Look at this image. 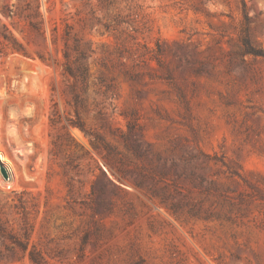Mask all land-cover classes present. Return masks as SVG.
I'll return each mask as SVG.
<instances>
[{"label": "rangeland", "instance_id": "1", "mask_svg": "<svg viewBox=\"0 0 264 264\" xmlns=\"http://www.w3.org/2000/svg\"><path fill=\"white\" fill-rule=\"evenodd\" d=\"M0 264H264V0H0Z\"/></svg>", "mask_w": 264, "mask_h": 264}, {"label": "trees", "instance_id": "2", "mask_svg": "<svg viewBox=\"0 0 264 264\" xmlns=\"http://www.w3.org/2000/svg\"><path fill=\"white\" fill-rule=\"evenodd\" d=\"M65 71H66L70 76H72V77L75 79V77H74V75L71 73L69 67L66 66ZM82 79H85L84 75H82ZM76 101H77V100H76ZM77 126H79V127L81 128V125L78 124Z\"/></svg>", "mask_w": 264, "mask_h": 264}]
</instances>
